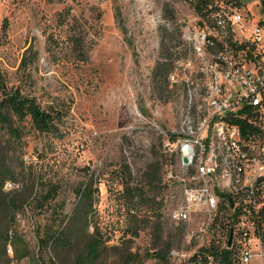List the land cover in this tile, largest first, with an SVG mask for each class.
<instances>
[{
  "label": "rangeland",
  "instance_id": "1",
  "mask_svg": "<svg viewBox=\"0 0 264 264\" xmlns=\"http://www.w3.org/2000/svg\"><path fill=\"white\" fill-rule=\"evenodd\" d=\"M242 1L254 20H264L261 0ZM65 6L87 21L90 49L86 62L74 61L71 45L64 40L67 26L58 25L57 13ZM195 14L191 0H0V66L9 83L19 82V63L32 44L39 51L33 67L34 94L43 104L64 102L69 110L61 138L39 134L30 123L21 139L0 128V169H7L15 178L5 182L0 198L26 189L35 174L45 182L61 184L58 199L66 202L64 212L70 214L79 199L77 187L89 179L91 171L99 187L96 218L111 234L110 243H121L126 226L132 223L131 214L141 218L152 211L146 204L133 210L124 195L127 179L114 170L128 164L134 176L131 183L136 182L159 153L165 183L160 194L163 217L175 230L177 224L169 212L176 207L180 193L167 174L178 168L173 130L179 123L185 94L183 86L171 83L169 75L175 55L184 57L187 47L182 24ZM49 32L61 40L52 53L47 50ZM159 61L164 62L166 77L156 83ZM8 181L15 185L7 186ZM36 204L34 200L17 210L12 224L0 210V232L9 228L21 238L6 246L0 244V264H40L36 234L51 217L50 211L40 213ZM183 226L184 236L174 247L193 249L201 243L189 241L188 232L196 224ZM151 245L149 228H144L131 248L144 252ZM25 251L29 256L16 257ZM114 259L108 257L106 264H113ZM171 262L178 264V257H171ZM146 264L157 263L149 258ZM249 264H264L254 243Z\"/></svg>",
  "mask_w": 264,
  "mask_h": 264
},
{
  "label": "built area",
  "instance_id": "2",
  "mask_svg": "<svg viewBox=\"0 0 264 264\" xmlns=\"http://www.w3.org/2000/svg\"><path fill=\"white\" fill-rule=\"evenodd\" d=\"M182 30L188 51L169 75L185 94L173 130L178 168L167 174L180 199L169 218L195 223L189 241L201 243L173 248L171 257L190 264L197 248L215 240L222 247L240 244L245 264L254 243L264 260V135H246L235 122L250 110L264 114V20H254L243 3L208 17L195 14Z\"/></svg>",
  "mask_w": 264,
  "mask_h": 264
},
{
  "label": "trees",
  "instance_id": "3",
  "mask_svg": "<svg viewBox=\"0 0 264 264\" xmlns=\"http://www.w3.org/2000/svg\"><path fill=\"white\" fill-rule=\"evenodd\" d=\"M242 4V0H191L194 11L203 17ZM57 15L58 25L67 26V38L64 40L71 45V51L75 55L74 61H88L90 48L87 44V21L73 14L71 6H65ZM6 25L4 23L5 35ZM46 40L47 50L51 53L61 42L59 36L53 32L47 34ZM187 51L186 47L184 55ZM178 54L172 60L173 68L175 60L180 57ZM38 58L39 51L32 44L24 50L18 66V72L22 76L17 84L9 83L6 72L0 66V128L6 129L16 139H21L27 123H30L33 130L39 134L51 138H61L65 134L62 126L69 111L66 104L64 102L43 104L32 90L33 67ZM165 77L164 62L159 61L154 80L157 83ZM248 113L250 115L248 118H237L235 122L239 123L244 134L263 136L264 114L260 115L255 110ZM159 156L161 155L157 153L133 183H131L133 171L128 164L114 170L122 179H127L124 182V195L131 201L133 210H139L141 205L146 204L152 211L141 218L137 213L131 214L132 223L126 226L121 243H110L111 234L101 227L96 218L95 204L99 200V187L98 180H94L91 171L87 174L89 179L77 187L76 195L79 199L70 214L64 212L66 202L58 199L61 184L45 182L35 174L31 178V184L26 183V189L14 190L7 193L5 198H0L1 213L8 217L12 224L15 212L34 200L40 213L50 211L49 222L39 228L36 234L38 245L36 257L40 264H106L110 256L115 257L113 264H146L149 258H154L157 264H172L170 253L175 244L181 242L184 226L177 224L174 230L163 217L164 201L160 194L165 183L163 164ZM8 179L15 178L7 169H0V191ZM144 228H149L152 245L144 252L132 250V242ZM128 234L130 237H127ZM17 240L20 241L21 238L13 230L9 228L1 230L0 244L6 246ZM241 249L240 244L232 242L230 246L222 247L214 240L209 245L197 248L190 258V264H245L241 261ZM27 256H29L27 251L16 254L20 259Z\"/></svg>",
  "mask_w": 264,
  "mask_h": 264
},
{
  "label": "water",
  "instance_id": "4",
  "mask_svg": "<svg viewBox=\"0 0 264 264\" xmlns=\"http://www.w3.org/2000/svg\"><path fill=\"white\" fill-rule=\"evenodd\" d=\"M261 4H262L263 12H264V0H261Z\"/></svg>",
  "mask_w": 264,
  "mask_h": 264
}]
</instances>
